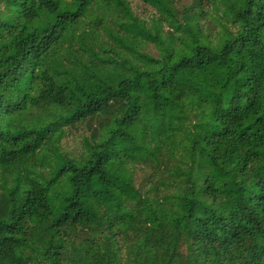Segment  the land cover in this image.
<instances>
[{"label":"trees","instance_id":"obj_1","mask_svg":"<svg viewBox=\"0 0 264 264\" xmlns=\"http://www.w3.org/2000/svg\"><path fill=\"white\" fill-rule=\"evenodd\" d=\"M0 264H264V0H0Z\"/></svg>","mask_w":264,"mask_h":264},{"label":"rangeland","instance_id":"obj_2","mask_svg":"<svg viewBox=\"0 0 264 264\" xmlns=\"http://www.w3.org/2000/svg\"><path fill=\"white\" fill-rule=\"evenodd\" d=\"M139 11L141 13H148V9L147 8H140ZM176 48V53L180 54L183 51V47L181 45H177L175 46ZM150 50L154 51L153 48H151ZM179 134H169L168 135V148H169V152L172 155V157H176L178 155L179 152ZM72 142L69 141L68 145L72 146Z\"/></svg>","mask_w":264,"mask_h":264}]
</instances>
